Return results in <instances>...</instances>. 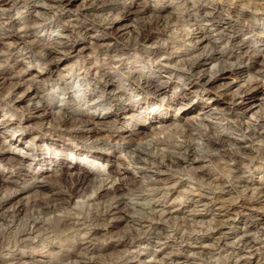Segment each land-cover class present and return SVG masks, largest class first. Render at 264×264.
<instances>
[{
  "label": "rangeland",
  "instance_id": "obj_1",
  "mask_svg": "<svg viewBox=\"0 0 264 264\" xmlns=\"http://www.w3.org/2000/svg\"><path fill=\"white\" fill-rule=\"evenodd\" d=\"M256 117L264 0H0V264H264ZM168 132L193 162L162 165Z\"/></svg>",
  "mask_w": 264,
  "mask_h": 264
},
{
  "label": "bare ground",
  "instance_id": "obj_2",
  "mask_svg": "<svg viewBox=\"0 0 264 264\" xmlns=\"http://www.w3.org/2000/svg\"><path fill=\"white\" fill-rule=\"evenodd\" d=\"M189 34V33H188ZM35 45H39V43L38 42H35L34 43ZM40 46V45H39ZM42 48L43 49H45L46 51L48 50V51H50V52H52L51 50L52 49H54L55 47H52L50 44H43V46H42ZM200 56V57H199ZM198 56V58H196L194 61H192V62H190V67H189V71L191 72V73H193V74H191V76H198V79H200L201 78V81L203 80V78H204V76L206 75L205 73L204 74H202V75H200L199 76V74H200V72L202 71V68L204 67V65L207 63V62H209V61H214V60H218L219 59V54H218V52L217 51H214V52H212V53H202V55H199ZM224 62V61H223ZM221 63V62H220ZM100 75H101V77H103L104 78V80H103V84L104 85H108V83H110L111 81H112V78L109 76V75H104V73L102 74V73H100ZM208 77V76H207ZM128 79L129 80H131V81H136L135 80V78H134V75L132 76V75H130V76H128ZM162 82V81H161ZM144 84H146V89H147V92L148 93H150L151 95H157L160 91H161V89L163 88V85H164V82L163 83H159V82H155V78L154 77H146L145 78V83ZM202 84H203V82H202ZM112 91V90H111ZM122 91H119L118 92V95L119 94H121L122 95V93H121ZM114 96H116L117 97V94H115ZM113 96V97H114ZM120 96V95H119ZM118 96V97H119ZM208 107V106H207ZM180 109V107L178 108V110ZM251 117V116H250ZM157 118V117H156ZM159 118V121H161V120H163V118H164V116H160V117H158ZM260 118V117H259ZM76 121V120H75ZM258 120H257V117H256V119H255V121H253V125H255V126H258V125H264V118H262V119H260V121L259 122H257ZM66 122V121H65ZM92 123V121H90V120H88V121H83V123H85V124H87V123ZM74 123V122H73ZM145 123H146V121H145ZM9 126V125H8ZM150 126V125H149ZM148 126V127H149ZM162 127V126H161ZM1 128L3 129V130H5V126L3 125V126H1ZM183 131V130H182ZM182 131H178L177 133L178 134H181V135H185L186 133L185 132H182ZM185 131V130H184ZM175 132V131H174ZM173 132V133H174ZM264 132V131H263ZM153 134H156L155 132H152ZM262 133V132H261ZM174 135V134H173ZM119 136H120V134H119ZM167 136V137H166ZM166 138H164V139H159V138H157V137H155V140H154V143H157L158 145H166L167 147H172V146H177V145H174L172 142H171V138H173V137H171L172 136V134H171V132H168V135L166 134ZM19 141V140H18ZM151 141V140H150ZM211 143V142H210ZM214 142H212L211 144H213ZM210 146V145H209ZM3 147V146H2ZM177 149H179V150H184V153H186V156H182V157H179V156H177V154L175 153V152H172V151H168L167 152V154H166V157H167V159H166V161H165V163H163L162 165L163 166H170V165H176L177 163H178V161H182V162H185V163H187V162H193L194 160H195V148H194V146L189 142V143H187L186 141H185V143H183V144H179L178 146H177ZM135 153H136V155H135V158L134 159H130L128 162H131L132 164H140V163H142V162H144L143 161V158H142V151H140L139 150V148H137L135 151H134ZM179 154V153H178ZM231 154H229L228 152H226V151H224V153H223V156H225V157H229ZM15 161V160H14ZM52 162H61V159L60 158H54L53 160H52ZM127 164H129V163H127ZM131 164V165H132ZM180 164V163H179ZM18 167H17V169H22V168H24L25 166L23 165V163H22V161L21 162H19L18 163ZM106 165V164H105ZM158 165V164H157ZM173 167V166H172ZM118 169V168H117ZM13 172V171H12ZM111 172L112 171H109L108 173L109 174H111ZM209 172V171H208ZM117 174H119V175H122V173H120L119 171H117L116 172ZM14 174H16V172L14 173ZM114 174H115V172H114ZM55 176V178H57V179H59L60 181H61V177H63L62 175H60V174H54ZM65 175V174H64ZM67 176V175H66ZM65 176V177H66ZM68 177L69 178H71V179H77V184H82V185H89V184H92V183H99L98 185H97V189L98 188H100L101 187V184H103V183H105V181L107 182V177L105 178V179H102V178H99V173H95V172H93L92 173V176H82V175H80L79 173L76 175V176H72V175H70V173H69V175H68ZM64 178V177H63ZM109 178V177H108ZM123 179H125V176L124 177H121V178H119V180H123ZM163 179V178H162ZM98 181V182H97ZM42 182V181H41ZM58 182V181H57ZM112 182H113V180H111L109 183H111V185H112ZM43 183V182H42ZM49 184V183H48ZM50 186H47L48 188H50V189H58L59 187H60V184H57V183H53V184H49ZM104 185V184H103ZM86 187V186H85ZM45 188V187H44ZM111 188V187H110ZM95 189V188H94ZM113 189L115 190L116 189V186H114L113 187ZM118 189V188H117ZM71 190V189H70ZM84 190V189H83ZM61 192H64V191H61ZM68 192V191H67ZM66 192V197H69L70 196V194L71 193H67ZM9 196H10V194L9 193H7V195H5V199L4 198H1L0 199V207L3 205V203L4 202H6V201H8V199H9ZM57 197H59V196H57ZM61 197V196H60ZM117 197V196H116ZM64 198V197H63ZM55 199H56V197H55ZM66 199V198H65ZM97 199V197L95 198H93V199H90V201H95ZM123 201H122V197H119L118 199H117V201H116V203H118V206L120 205V203H122ZM37 204V203H36ZM38 205H40V206H44L45 208L46 207H49V204L46 202V203H42V204H38ZM53 205L51 204V207H52ZM57 206V205H56ZM50 208V207H49ZM108 208V207H107ZM118 208V207H117ZM111 211H113L112 209L110 210V209H106L105 211H104V213L102 214L101 213V215H103L102 217L103 218H105L104 216H106V215H108V214H111ZM93 217V216H92ZM98 217V216H97ZM70 218H74V216H73V214L72 213H67V214H65V215H63V217H62V220H66V219H70ZM77 218V217H76ZM95 218V217H94ZM77 219H79V218H77ZM82 221L85 219L84 218V216L83 217H81L80 218ZM79 221V220H78Z\"/></svg>",
  "mask_w": 264,
  "mask_h": 264
}]
</instances>
